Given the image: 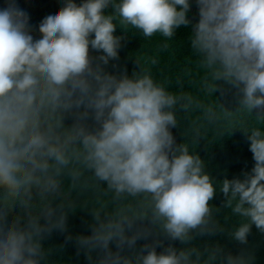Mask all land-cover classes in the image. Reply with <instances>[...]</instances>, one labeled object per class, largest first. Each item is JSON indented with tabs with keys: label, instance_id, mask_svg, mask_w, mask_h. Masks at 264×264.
<instances>
[{
	"label": "clouds",
	"instance_id": "1",
	"mask_svg": "<svg viewBox=\"0 0 264 264\" xmlns=\"http://www.w3.org/2000/svg\"><path fill=\"white\" fill-rule=\"evenodd\" d=\"M195 3L199 19L188 39L208 70L205 88L215 92L221 79L239 87V106L222 109L226 116L264 107V0ZM190 4L63 0L35 30L15 0L0 9V264H56L60 250L42 240L86 206L95 225L74 239L92 264H255L251 248L233 254L202 238L246 245L253 225L264 233V131L247 132L253 167L216 180L170 131L191 98L141 67L130 76L104 68L121 47L117 27L171 39L190 23ZM66 114L74 117L70 126ZM217 191L223 208L209 203ZM225 209L235 218L227 228ZM145 219L151 226H134ZM153 232L183 247L158 252L159 239L135 247Z\"/></svg>",
	"mask_w": 264,
	"mask_h": 264
},
{
	"label": "trees",
	"instance_id": "2",
	"mask_svg": "<svg viewBox=\"0 0 264 264\" xmlns=\"http://www.w3.org/2000/svg\"><path fill=\"white\" fill-rule=\"evenodd\" d=\"M62 4L63 1L58 6L62 7ZM54 9L56 8L50 4L46 6V10L43 7V16ZM30 15L28 14L29 18ZM187 17L190 23L179 26L171 39H165L158 34L143 37L135 29L125 31L117 27L114 34L122 37L121 47L118 56L110 60L104 68L110 73L125 72L130 76L134 71H140L141 67L169 91L182 97L185 95L190 97L191 105L187 110L177 111V126L170 129L175 143L177 145L184 143L190 151L197 152L207 164L206 170L216 180L242 177L255 163L249 150L250 140L247 132L253 129L264 131V116H257L264 115V107L254 108L252 113L239 111L230 116L224 114L222 109L235 111L238 108L241 96L239 87L221 79L216 81L215 92L212 93L210 87L205 88L208 70L200 65L198 57L191 52L188 39L192 25L199 19L195 0H191ZM29 24L35 27L36 21ZM90 51L93 55L97 54L94 50ZM153 60L155 63H152ZM207 83L211 84L210 78L207 79ZM207 109H211L212 113H207ZM224 200V194L217 191L209 203L223 208ZM12 211L15 212L17 209L14 207ZM221 220L226 228L235 223V218L226 209L221 213ZM94 225L95 219L90 206L77 207L68 212L65 229L63 231L53 229L44 237L42 244L60 250L58 257H53L57 258L56 264H92L86 253L78 250L74 238L77 235H90ZM141 225L151 226L148 219L134 222V226ZM155 239L161 241L156 248L158 252L169 245L174 248L183 247L178 239L157 237L154 232L138 239L135 247L139 249ZM203 239L219 242L233 254L242 248H251L254 250L255 264H264V233H260L254 225L250 229L246 245L229 240L223 235ZM110 248L115 251L114 242L110 244ZM92 257L94 260L96 252L92 253Z\"/></svg>",
	"mask_w": 264,
	"mask_h": 264
},
{
	"label": "rangeland",
	"instance_id": "3",
	"mask_svg": "<svg viewBox=\"0 0 264 264\" xmlns=\"http://www.w3.org/2000/svg\"><path fill=\"white\" fill-rule=\"evenodd\" d=\"M63 0H15V5L20 8L21 10H24L27 12V14H31L29 20V23L31 21H36V26L32 27L34 30L37 29V26L43 17V7H45L48 4L50 6L55 7L56 9L60 8L59 3ZM8 6V0H0V9ZM197 6V5H196ZM198 7V6H197ZM48 10V9H47ZM40 12V13H39ZM40 15L38 18L34 19L33 16ZM199 18V16H198ZM35 35H39L38 30L35 31ZM67 116L64 117V123L65 125L70 126L73 123L74 117L71 114H66Z\"/></svg>",
	"mask_w": 264,
	"mask_h": 264
}]
</instances>
